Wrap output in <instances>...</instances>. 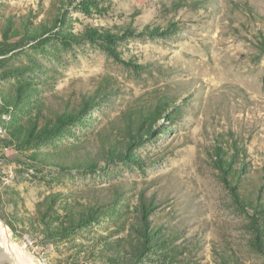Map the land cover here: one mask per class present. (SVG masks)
I'll return each mask as SVG.
<instances>
[{"label":"rangeland","instance_id":"obj_1","mask_svg":"<svg viewBox=\"0 0 264 264\" xmlns=\"http://www.w3.org/2000/svg\"><path fill=\"white\" fill-rule=\"evenodd\" d=\"M0 220V264H264V0H0Z\"/></svg>","mask_w":264,"mask_h":264},{"label":"trees","instance_id":"obj_2","mask_svg":"<svg viewBox=\"0 0 264 264\" xmlns=\"http://www.w3.org/2000/svg\"><path fill=\"white\" fill-rule=\"evenodd\" d=\"M97 35H99V32L92 30V36L97 37ZM109 37L113 38L114 36H109ZM151 115L154 114L152 113ZM233 148L237 150H224L222 148H219V150L217 151V157H218L217 166L223 171V175H224L223 177L226 186L231 191V193L237 197L240 196L239 185L234 183L233 180L229 178L231 175L233 164L236 160L238 153L237 144H235ZM231 151L233 152L231 153Z\"/></svg>","mask_w":264,"mask_h":264},{"label":"bare ground","instance_id":"obj_3","mask_svg":"<svg viewBox=\"0 0 264 264\" xmlns=\"http://www.w3.org/2000/svg\"><path fill=\"white\" fill-rule=\"evenodd\" d=\"M4 223H2L1 222V220H0V239H1V241H2V243L4 242L5 243V246H6V250H9V249H11V242H10V240L11 239H9V237H8V235H7V233H6V231L7 230H5V227H4V225H3ZM11 253V255H12V252H10ZM14 253V252H13ZM15 256V255H14ZM21 259V258H20ZM16 260V259H15Z\"/></svg>","mask_w":264,"mask_h":264}]
</instances>
